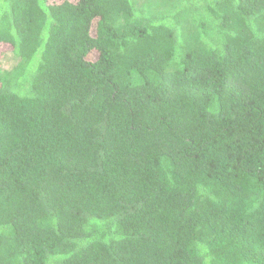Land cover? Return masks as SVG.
<instances>
[{
  "label": "trees",
  "instance_id": "16d2710c",
  "mask_svg": "<svg viewBox=\"0 0 264 264\" xmlns=\"http://www.w3.org/2000/svg\"><path fill=\"white\" fill-rule=\"evenodd\" d=\"M0 0V264H264V0Z\"/></svg>",
  "mask_w": 264,
  "mask_h": 264
},
{
  "label": "rangeland",
  "instance_id": "374dc122",
  "mask_svg": "<svg viewBox=\"0 0 264 264\" xmlns=\"http://www.w3.org/2000/svg\"><path fill=\"white\" fill-rule=\"evenodd\" d=\"M137 5H142V3H146L148 0H134ZM153 0L152 2H154ZM21 62V58L14 54L13 52H5L0 59V70L3 72H10L14 68H16Z\"/></svg>",
  "mask_w": 264,
  "mask_h": 264
}]
</instances>
